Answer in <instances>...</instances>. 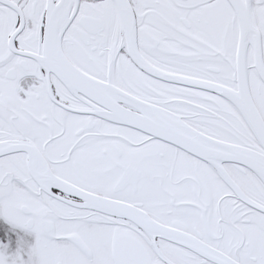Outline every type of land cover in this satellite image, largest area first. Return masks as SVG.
I'll list each match as a JSON object with an SVG mask.
<instances>
[{
  "label": "snow or ice",
  "instance_id": "snow-or-ice-1",
  "mask_svg": "<svg viewBox=\"0 0 264 264\" xmlns=\"http://www.w3.org/2000/svg\"><path fill=\"white\" fill-rule=\"evenodd\" d=\"M0 264H264V0H0Z\"/></svg>",
  "mask_w": 264,
  "mask_h": 264
}]
</instances>
